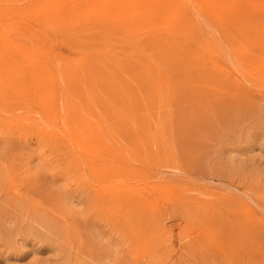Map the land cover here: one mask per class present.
Returning <instances> with one entry per match:
<instances>
[{"label": "rangeland", "instance_id": "374dc122", "mask_svg": "<svg viewBox=\"0 0 264 264\" xmlns=\"http://www.w3.org/2000/svg\"><path fill=\"white\" fill-rule=\"evenodd\" d=\"M191 16L208 47L177 59L151 22L63 29L90 71L69 99L133 173L94 176L84 156L0 127V264H264V77L251 65L264 64V25L223 36Z\"/></svg>", "mask_w": 264, "mask_h": 264}, {"label": "bare ground", "instance_id": "6f19581e", "mask_svg": "<svg viewBox=\"0 0 264 264\" xmlns=\"http://www.w3.org/2000/svg\"><path fill=\"white\" fill-rule=\"evenodd\" d=\"M218 1L0 0V127L8 131L22 128L20 133L29 128L36 140L53 148L51 155L57 150L55 146H59L62 154L73 160L76 155L84 156L86 167L94 176L112 180L132 174L133 170L126 168V164V167L119 164L122 158L118 154L94 140L103 138V135L100 136L99 131L88 130L79 107L69 99L70 94L78 93L79 88L88 84L90 71L87 73L85 62L80 60V52L62 42L63 31L74 23L75 26L99 29L98 34L103 37L118 25L125 29L137 25L139 32L146 28L142 27L144 22H151L161 25L167 33L169 41L163 45L164 49L177 59L208 47L199 35L192 11L223 36L225 29L234 30L233 27L242 23L250 28L264 25L261 20L264 18V0H230L224 8ZM235 57L241 58L239 54ZM246 61L249 63V58ZM251 65L255 67L253 77L256 81L264 77V64ZM236 71L244 79H250L247 69L238 67ZM78 96L82 100L83 94L78 93ZM100 161L108 164H98L97 167L96 162ZM115 184L114 187L117 186ZM118 185L125 196H133L130 190L133 187L129 188L127 183ZM150 187L153 189L152 185ZM136 189L144 194L152 192L141 186ZM117 191L121 192V189ZM135 201L140 203L142 199ZM246 206L249 212L253 211L250 205Z\"/></svg>", "mask_w": 264, "mask_h": 264}]
</instances>
